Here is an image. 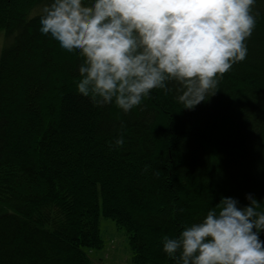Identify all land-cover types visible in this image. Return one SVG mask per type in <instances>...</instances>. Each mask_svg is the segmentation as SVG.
<instances>
[{
    "label": "trees",
    "instance_id": "1",
    "mask_svg": "<svg viewBox=\"0 0 264 264\" xmlns=\"http://www.w3.org/2000/svg\"><path fill=\"white\" fill-rule=\"evenodd\" d=\"M41 2L0 0V264H94L100 218L134 264H173L164 238L222 196L264 201V0L207 101L154 88L127 113L78 93L82 57L41 34Z\"/></svg>",
    "mask_w": 264,
    "mask_h": 264
},
{
    "label": "clouds",
    "instance_id": "2",
    "mask_svg": "<svg viewBox=\"0 0 264 264\" xmlns=\"http://www.w3.org/2000/svg\"><path fill=\"white\" fill-rule=\"evenodd\" d=\"M257 0H42L41 34L78 52V93L124 113L154 88L186 109L207 101L246 58ZM170 83L172 86L170 87ZM123 143V137L115 140ZM222 196L196 223L165 237L173 264H264V201Z\"/></svg>",
    "mask_w": 264,
    "mask_h": 264
},
{
    "label": "rangeland",
    "instance_id": "3",
    "mask_svg": "<svg viewBox=\"0 0 264 264\" xmlns=\"http://www.w3.org/2000/svg\"><path fill=\"white\" fill-rule=\"evenodd\" d=\"M4 44V31H0V53ZM100 238L103 247L88 251V257L94 264H134L124 230L118 228L111 220L100 218Z\"/></svg>",
    "mask_w": 264,
    "mask_h": 264
}]
</instances>
